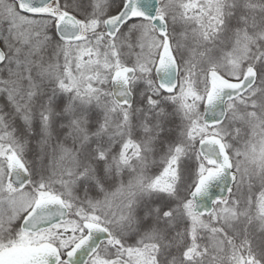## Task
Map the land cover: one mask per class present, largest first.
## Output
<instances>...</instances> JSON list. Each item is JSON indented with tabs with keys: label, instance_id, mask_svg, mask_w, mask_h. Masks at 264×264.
<instances>
[{
	"label": "snow or ice",
	"instance_id": "1",
	"mask_svg": "<svg viewBox=\"0 0 264 264\" xmlns=\"http://www.w3.org/2000/svg\"><path fill=\"white\" fill-rule=\"evenodd\" d=\"M0 264H264V0H0Z\"/></svg>",
	"mask_w": 264,
	"mask_h": 264
}]
</instances>
